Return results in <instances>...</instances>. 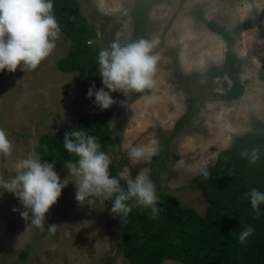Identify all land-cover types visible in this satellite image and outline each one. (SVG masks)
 <instances>
[{
    "label": "rangeland",
    "instance_id": "1",
    "mask_svg": "<svg viewBox=\"0 0 264 264\" xmlns=\"http://www.w3.org/2000/svg\"><path fill=\"white\" fill-rule=\"evenodd\" d=\"M78 3L96 28L95 42L101 49L116 40L121 44L141 38L158 41L154 54L160 59L152 93L136 98L134 92L128 97L119 91L114 94L110 122L114 142L106 152L111 163L119 172L127 167L133 178L147 169L157 191L173 194L182 205L203 213L206 201L190 185L191 178L213 163L235 136L264 131V0ZM206 21L224 27L229 41L208 30ZM68 43L61 31L53 53L36 70L0 72V128L13 144L10 157L0 155V176L5 179L15 174L18 160L35 153L33 145L40 135L73 128L89 109L87 92L77 83V73L63 72L56 66ZM226 50L236 56L238 79L244 85L243 94L233 101L214 94L231 86L226 70L208 77L210 70L223 67ZM190 99L194 115L188 127L170 140L166 159L151 157L133 164L126 145L163 150ZM65 164L54 169L61 181L70 175ZM161 165L163 170H159ZM76 191L75 182L70 181L46 214L41 230L22 218L19 199L0 188V264H127L121 252V227L111 219L109 206L96 197L89 198L91 205L88 200L81 204L75 199ZM8 223L14 224L13 232L6 229ZM53 224L58 225L55 234L47 231ZM163 264L181 263L165 260Z\"/></svg>",
    "mask_w": 264,
    "mask_h": 264
},
{
    "label": "trees",
    "instance_id": "2",
    "mask_svg": "<svg viewBox=\"0 0 264 264\" xmlns=\"http://www.w3.org/2000/svg\"><path fill=\"white\" fill-rule=\"evenodd\" d=\"M52 2L53 14L69 40L65 54L56 61L57 68L63 72H76L77 83L87 93L93 86L95 90L104 87L98 71L101 48L95 42L98 36L95 26L83 15L78 0ZM206 27L229 41L227 31L218 23L206 21ZM236 62L233 52L226 50L223 67L209 72V79L222 75L223 70L228 72L231 86L222 93H214L226 101L236 100L244 92V85L238 79L235 68ZM223 84L226 85L225 82ZM87 93L89 109L78 117L73 128L42 134L33 145L41 161L53 163L54 169L78 161V157L63 146L66 132L82 130L98 138L100 150L105 154L114 142L110 122L115 104L102 110L96 106L95 97L90 99ZM149 93L152 91L134 92L133 97ZM114 94L110 92L115 100ZM193 115L194 104L190 99L188 108L170 130L164 149L156 150L153 158L166 159L170 140L188 127ZM254 146L261 149L260 159L255 165H250L240 152L251 150ZM164 168L161 165L159 170ZM206 170L210 173L208 178L201 172L190 180V185L197 188L206 201L203 213L182 205L173 194L160 190L157 191V207L162 210L158 218H151L150 209L133 207L125 222L123 217L111 212V200L103 201L110 208L111 219L121 227V252L127 264H163L165 260L181 264H264V204L259 206L260 217L257 219L250 200L244 198V193L252 188L264 192V131H247L235 136L231 145L220 150ZM233 170L234 174L229 175ZM109 171L111 176L118 177L119 171L114 164H110ZM121 184L124 186L123 181ZM249 225L254 232L241 244L239 235ZM6 229L13 232L15 226L8 223Z\"/></svg>",
    "mask_w": 264,
    "mask_h": 264
},
{
    "label": "clouds",
    "instance_id": "3",
    "mask_svg": "<svg viewBox=\"0 0 264 264\" xmlns=\"http://www.w3.org/2000/svg\"><path fill=\"white\" fill-rule=\"evenodd\" d=\"M53 7L52 0H0V72L6 69L14 73L17 68L25 72L34 71L53 53L61 32ZM157 44V40L143 38L126 44L116 40L101 49L98 71L104 87L98 90L94 86L89 88L88 97L91 99L94 96L96 106L106 110L116 103L110 92L119 91L128 97L132 92L154 89V76L160 59L158 54H154ZM97 140L82 130L65 133L63 146L69 153L75 154L78 161L65 164L70 175L63 181L54 170V164L42 162L35 153H29L16 162L14 175L7 179L0 176V188L19 199L24 209L20 215L25 221L30 220L32 226L44 230L46 214L58 202L62 190L70 181L75 182V199L81 204L88 200L91 205L93 201L90 197L99 198L101 202L111 200V212L123 217L125 222L133 207L150 209L151 218H158L162 209L157 207L159 197L156 185L147 174V169H141L134 178L127 167L119 172L118 177L111 176V160L100 150ZM126 147L133 164L156 155L155 150L146 145L128 144ZM12 151V142L6 131L0 128V155L10 157ZM260 152V147L254 146L251 150L241 151L240 156L247 159L250 165H255L260 159ZM233 174L234 170L229 173ZM202 175L208 178L210 173L205 169ZM244 198L250 200L258 219L259 206L264 204V192L252 188L244 193ZM57 227L50 225L47 231L55 234ZM253 232L254 229L247 226L239 235V243L243 244Z\"/></svg>",
    "mask_w": 264,
    "mask_h": 264
}]
</instances>
